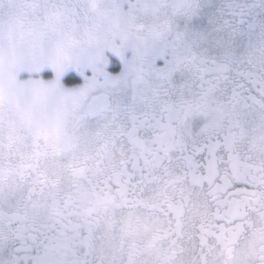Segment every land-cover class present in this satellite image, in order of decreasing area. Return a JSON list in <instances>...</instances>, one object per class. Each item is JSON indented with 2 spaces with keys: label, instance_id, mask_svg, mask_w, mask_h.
Instances as JSON below:
<instances>
[{
  "label": "snow or ice",
  "instance_id": "1",
  "mask_svg": "<svg viewBox=\"0 0 264 264\" xmlns=\"http://www.w3.org/2000/svg\"><path fill=\"white\" fill-rule=\"evenodd\" d=\"M0 264H264V0H0Z\"/></svg>",
  "mask_w": 264,
  "mask_h": 264
},
{
  "label": "flooded vegetation",
  "instance_id": "2",
  "mask_svg": "<svg viewBox=\"0 0 264 264\" xmlns=\"http://www.w3.org/2000/svg\"><path fill=\"white\" fill-rule=\"evenodd\" d=\"M137 215L141 216V218L145 216H149L151 219H154L153 227H164L167 224V218L165 217L163 212H160L156 215V217H152V210L148 208H139L136 210ZM160 239L156 242L162 246H167L171 243L172 237H165L163 233L160 234Z\"/></svg>",
  "mask_w": 264,
  "mask_h": 264
}]
</instances>
